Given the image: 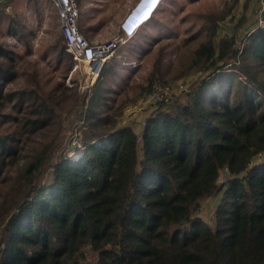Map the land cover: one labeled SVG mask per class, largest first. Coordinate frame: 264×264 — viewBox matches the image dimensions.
Returning a JSON list of instances; mask_svg holds the SVG:
<instances>
[{"label": "trees", "instance_id": "16d2710c", "mask_svg": "<svg viewBox=\"0 0 264 264\" xmlns=\"http://www.w3.org/2000/svg\"><path fill=\"white\" fill-rule=\"evenodd\" d=\"M206 18L189 66L203 78L183 100L151 101L141 132L124 110L162 84L160 60L132 97L104 93L113 58L68 108L34 82L36 108L0 131V264H264V159L253 164L264 156V31L241 46L218 36L224 14ZM12 72L0 62V94Z\"/></svg>", "mask_w": 264, "mask_h": 264}, {"label": "rangeland", "instance_id": "374dc122", "mask_svg": "<svg viewBox=\"0 0 264 264\" xmlns=\"http://www.w3.org/2000/svg\"><path fill=\"white\" fill-rule=\"evenodd\" d=\"M5 1L0 5V11L5 8V13H0V42L7 54H0V62L11 63L13 76L0 94V131L12 133L23 115L36 108L33 93L30 92L34 82L46 95L68 108L79 93L89 91L99 76L93 74L92 66L78 64L66 47L63 48L57 8L52 0ZM76 2L80 9V31L92 44L119 40L117 47L121 45L120 51L115 49L105 61L113 58L112 63L116 64L113 74L103 76V84L109 87L104 93L115 95L119 92L121 96H134L160 60L159 80L162 84L155 91L159 89L165 96L153 102H171L177 97L183 100L185 93L203 78L200 72L189 66L195 57L197 44L209 33L206 16L224 14V19L218 20V36L236 33L241 46L248 34L264 31V0H169L139 34L121 39L118 38L119 22L133 0ZM134 47L137 50L131 53ZM99 66L96 65L95 72ZM230 72V69L224 70L226 74ZM17 108L18 111H15ZM152 110L150 101L140 98L124 110L122 124H135L141 132L144 119ZM51 134L52 129L30 135L25 143H21L24 145L21 155H29L31 149L46 141ZM77 138L73 134L69 141L70 158H78L83 152ZM263 159L264 156H261L253 164ZM224 176L221 171L220 183H223L221 178ZM214 203L212 197L204 201L200 214L203 219L208 220L211 216Z\"/></svg>", "mask_w": 264, "mask_h": 264}, {"label": "built area", "instance_id": "2783aa9c", "mask_svg": "<svg viewBox=\"0 0 264 264\" xmlns=\"http://www.w3.org/2000/svg\"><path fill=\"white\" fill-rule=\"evenodd\" d=\"M52 2L57 8L59 26L67 52L71 53L73 59L78 64L92 66L94 69V73H92L98 77L105 61L117 48L119 40H114L112 43L92 44L80 31V9L76 0H52ZM6 9H8V7H6ZM118 35V38H124L120 33H118ZM97 64H100V66L95 72ZM90 70H92V68H90ZM160 92L161 90L157 89L147 100L151 102L158 100L160 96L164 97L165 94ZM222 172L225 176L221 178V182L224 183L228 171L224 169Z\"/></svg>", "mask_w": 264, "mask_h": 264}, {"label": "clouds", "instance_id": "9594fccd", "mask_svg": "<svg viewBox=\"0 0 264 264\" xmlns=\"http://www.w3.org/2000/svg\"><path fill=\"white\" fill-rule=\"evenodd\" d=\"M169 0H133L124 12L118 30L124 38L139 34L154 20L163 5Z\"/></svg>", "mask_w": 264, "mask_h": 264}, {"label": "crops", "instance_id": "0c3cea01", "mask_svg": "<svg viewBox=\"0 0 264 264\" xmlns=\"http://www.w3.org/2000/svg\"><path fill=\"white\" fill-rule=\"evenodd\" d=\"M3 1H5V0H0V5H2V3H3ZM213 201H214V198H213ZM205 205H209V203H205ZM203 207H204V203H203ZM203 209V208H202Z\"/></svg>", "mask_w": 264, "mask_h": 264}, {"label": "bare ground", "instance_id": "6f19581e", "mask_svg": "<svg viewBox=\"0 0 264 264\" xmlns=\"http://www.w3.org/2000/svg\"><path fill=\"white\" fill-rule=\"evenodd\" d=\"M76 157V156H75Z\"/></svg>", "mask_w": 264, "mask_h": 264}]
</instances>
